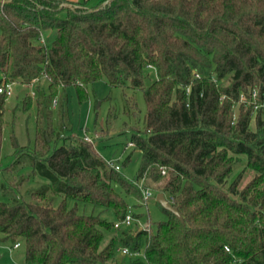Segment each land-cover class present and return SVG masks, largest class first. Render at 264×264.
<instances>
[{
  "label": "trees",
  "instance_id": "obj_1",
  "mask_svg": "<svg viewBox=\"0 0 264 264\" xmlns=\"http://www.w3.org/2000/svg\"><path fill=\"white\" fill-rule=\"evenodd\" d=\"M39 79L47 83L35 88L34 141L15 144L0 169V241L22 242L25 264H264V0L2 3L0 85ZM100 80L143 93V127L129 141L141 154L133 181L69 133L65 88L83 99ZM241 95L247 104L234 120ZM243 157L254 175L240 188L242 171L233 174ZM23 165L30 173L17 186L48 181L29 199L4 178ZM139 182L157 183L182 221L157 202L166 220L148 234L67 207L90 203L120 221L125 196L141 201ZM105 231L114 235L101 247ZM117 245L144 255L117 262Z\"/></svg>",
  "mask_w": 264,
  "mask_h": 264
},
{
  "label": "rangeland",
  "instance_id": "obj_2",
  "mask_svg": "<svg viewBox=\"0 0 264 264\" xmlns=\"http://www.w3.org/2000/svg\"><path fill=\"white\" fill-rule=\"evenodd\" d=\"M151 79H146L145 86L150 83ZM43 79L36 80L30 84L13 83L11 85L12 93L5 100L4 109V125L2 130V143L0 148V169H4L13 161V152L15 144L26 145L32 144L34 141L35 129V88L46 86ZM223 83H226L223 80ZM85 97L82 99L75 88L70 85L65 88L68 99L67 125L70 128L69 133L75 136H83L84 132L94 138V143L90 144L95 153L104 160H114L119 166V172L129 180H134L138 168L141 163L140 150L134 146H127L131 139V135L136 129L143 127V118L146 106L143 93L139 89H131L126 85L109 86L105 81L100 80L85 87ZM257 92V91H256ZM252 101L257 100L250 90ZM31 99V106L28 110L22 107L24 99ZM247 100L242 95L233 105V119L238 115L239 107ZM247 104V103H245ZM56 108V104H53ZM11 121L12 124L11 129ZM253 126V120L251 121ZM53 124H56V116L54 115ZM13 130L14 139L11 137ZM63 133V132H62ZM65 134V133H64ZM97 134V138L94 135ZM238 170L234 172V176L242 171V179L239 187L242 188L254 175V172L245 167L244 157L241 159ZM19 172H5L4 178L10 182V185H18L20 174L27 175L30 173L28 166H22ZM232 175V176H233ZM231 176V178H232ZM233 176V177H234ZM47 180L36 175L29 177L20 186H17V196H24L29 199L28 191L35 190L38 187L47 184ZM148 187L153 197L148 200L147 206L143 205L138 199L131 196H125L128 205V213L142 215L140 224L143 225L148 234L154 232L158 222L166 220V214L160 208V205L154 199L155 195L160 192L157 183H149ZM8 197V196H5ZM166 197V196H165ZM10 198V197H9ZM59 197L56 198L54 204H57ZM67 207H75L80 214H93L105 218L107 221L118 222L111 209H104L90 203L74 201L69 199ZM146 223V224H145ZM139 224L133 221L129 226L120 224V229L136 230ZM114 235V231H105L101 242V247L106 245L109 239ZM1 237V234H0ZM121 245H117L120 248ZM24 244L16 248L12 247L10 241H0V264H25L24 263ZM144 255V247L140 250V257ZM115 259L119 261H127L128 257L122 256L115 250ZM113 264V263H111Z\"/></svg>",
  "mask_w": 264,
  "mask_h": 264
},
{
  "label": "built area",
  "instance_id": "obj_3",
  "mask_svg": "<svg viewBox=\"0 0 264 264\" xmlns=\"http://www.w3.org/2000/svg\"><path fill=\"white\" fill-rule=\"evenodd\" d=\"M2 7V2H0V8ZM43 40V39H42ZM13 83H2L0 85V93H6L7 96H9L11 93H12V89H11V85ZM253 96L255 97L256 96V92L253 91L252 92ZM97 134L94 135L95 138H97ZM83 139L87 142V143H90V144H93L94 143V138L88 134H86L84 132L83 134ZM127 146H134L133 143L131 142H128ZM107 163L111 166V167H114L115 170H119V166L117 164H115V161L114 160H109L107 161ZM164 169L161 170V174H164ZM138 187L140 188L141 190V194H142V198H141V202L143 205L147 206V203H148V200L153 197L151 192H150V189L149 187H144L143 186V183L142 182H139L138 184ZM155 199V198H154ZM167 200L171 203V200L167 198ZM140 220L141 218L140 217H136V216H133L129 213H127L122 220L120 221H116L114 223V228H117V227H120V224H125L127 226H129L133 221H135L137 224H139V228L138 229H141V230H149L148 228H145L144 227V224L141 225L140 224ZM146 224V223H145ZM20 244L19 243H15L12 247L16 248L18 247ZM117 251L122 255V256H137L140 254V251H130L127 247H120L117 249Z\"/></svg>",
  "mask_w": 264,
  "mask_h": 264
},
{
  "label": "water",
  "instance_id": "obj_4",
  "mask_svg": "<svg viewBox=\"0 0 264 264\" xmlns=\"http://www.w3.org/2000/svg\"><path fill=\"white\" fill-rule=\"evenodd\" d=\"M11 0H0L2 3L10 2ZM68 7H72L70 4H67ZM155 200L166 210L172 212L179 220L182 221V217L178 210L167 200L163 192H158L155 195Z\"/></svg>",
  "mask_w": 264,
  "mask_h": 264
},
{
  "label": "crops",
  "instance_id": "obj_5",
  "mask_svg": "<svg viewBox=\"0 0 264 264\" xmlns=\"http://www.w3.org/2000/svg\"><path fill=\"white\" fill-rule=\"evenodd\" d=\"M69 1H72V2L78 3V2H82V1H84V0H69Z\"/></svg>",
  "mask_w": 264,
  "mask_h": 264
}]
</instances>
